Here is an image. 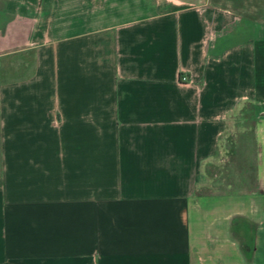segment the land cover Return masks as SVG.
Here are the masks:
<instances>
[{"label": "crops", "instance_id": "1", "mask_svg": "<svg viewBox=\"0 0 264 264\" xmlns=\"http://www.w3.org/2000/svg\"><path fill=\"white\" fill-rule=\"evenodd\" d=\"M0 264H264V0H0Z\"/></svg>", "mask_w": 264, "mask_h": 264}, {"label": "rangeland", "instance_id": "2", "mask_svg": "<svg viewBox=\"0 0 264 264\" xmlns=\"http://www.w3.org/2000/svg\"><path fill=\"white\" fill-rule=\"evenodd\" d=\"M245 1L254 2L256 0ZM17 56H9L5 64L6 75L9 79L21 75L16 62ZM251 113V105L247 103L233 116L231 125L221 136L218 155L204 164L203 182L197 185V191L207 192L217 189L206 180L210 177L219 178L225 183L231 180L233 185L242 179L244 183L238 184L239 187L244 189L250 186L254 175ZM233 187L228 186L229 189Z\"/></svg>", "mask_w": 264, "mask_h": 264}, {"label": "built area", "instance_id": "3", "mask_svg": "<svg viewBox=\"0 0 264 264\" xmlns=\"http://www.w3.org/2000/svg\"><path fill=\"white\" fill-rule=\"evenodd\" d=\"M187 77L185 75L181 76L182 80H185Z\"/></svg>", "mask_w": 264, "mask_h": 264}, {"label": "trees", "instance_id": "4", "mask_svg": "<svg viewBox=\"0 0 264 264\" xmlns=\"http://www.w3.org/2000/svg\"><path fill=\"white\" fill-rule=\"evenodd\" d=\"M252 124H253V122H252Z\"/></svg>", "mask_w": 264, "mask_h": 264}]
</instances>
